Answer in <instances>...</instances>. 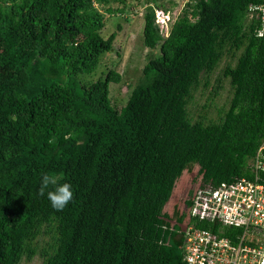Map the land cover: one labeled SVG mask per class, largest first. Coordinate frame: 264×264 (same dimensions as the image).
<instances>
[{"label":"trees","instance_id":"16d2710c","mask_svg":"<svg viewBox=\"0 0 264 264\" xmlns=\"http://www.w3.org/2000/svg\"><path fill=\"white\" fill-rule=\"evenodd\" d=\"M130 1L0 0V264H186L185 228L219 226L191 215L198 186L255 176L264 34L249 6L264 0H188L189 17L177 16L167 36L156 9L170 8L136 0L143 43L160 54L118 107L109 95L119 72L80 75L114 48L121 25L105 37V12ZM223 59L228 102L218 119H195L189 103ZM195 166V188L173 203ZM44 174L73 187L61 211L39 194Z\"/></svg>","mask_w":264,"mask_h":264},{"label":"built area","instance_id":"2783aa9c","mask_svg":"<svg viewBox=\"0 0 264 264\" xmlns=\"http://www.w3.org/2000/svg\"><path fill=\"white\" fill-rule=\"evenodd\" d=\"M156 21L169 34V15L156 9ZM264 34V2L249 6ZM254 178L199 185L190 208L198 220L218 223V231L188 225L183 233L186 264H263L264 261V141L249 162ZM232 234H225L226 230ZM229 230V231H230Z\"/></svg>","mask_w":264,"mask_h":264},{"label":"rangeland","instance_id":"374dc122","mask_svg":"<svg viewBox=\"0 0 264 264\" xmlns=\"http://www.w3.org/2000/svg\"><path fill=\"white\" fill-rule=\"evenodd\" d=\"M188 0H160L169 11L160 8L169 15L170 24L177 16L189 17L184 11ZM115 6L122 8V4L115 3ZM143 13L144 4L139 1L131 0L123 12L107 13L105 12L106 25L102 34L107 37L111 32L117 29L118 24L121 29L116 37L115 45L112 51L101 55L100 63L97 69L91 73H83L80 78L85 81H95L98 78H104V73L114 69L122 76L120 82L110 83V99L118 107L125 104L132 88L143 78L142 69L151 56L159 55L160 49L157 46L150 50L143 43ZM159 13H156V16ZM160 19L159 16L157 18ZM156 20V21H158ZM159 22V21H158ZM227 59H223L215 72L210 76L207 88L200 87L194 98L189 103V112L193 118L200 117L206 120H216L219 118L220 110L227 104L231 94L229 79L223 76V69ZM220 86V87H218ZM215 87L219 89L215 90ZM215 91H218V93ZM197 173V167L192 170H186L179 181L173 198L176 202L180 197L185 196L186 190L194 187L195 183L190 179ZM43 259L40 256L34 257L30 261L24 260L20 264H42Z\"/></svg>","mask_w":264,"mask_h":264},{"label":"clouds","instance_id":"9594fccd","mask_svg":"<svg viewBox=\"0 0 264 264\" xmlns=\"http://www.w3.org/2000/svg\"><path fill=\"white\" fill-rule=\"evenodd\" d=\"M49 185L52 186L49 190ZM40 195H47L51 207L57 211L63 210L74 199V190L70 183H59L55 175L44 174L39 190Z\"/></svg>","mask_w":264,"mask_h":264},{"label":"water","instance_id":"95a60500","mask_svg":"<svg viewBox=\"0 0 264 264\" xmlns=\"http://www.w3.org/2000/svg\"><path fill=\"white\" fill-rule=\"evenodd\" d=\"M263 264H264V261H263Z\"/></svg>","mask_w":264,"mask_h":264}]
</instances>
